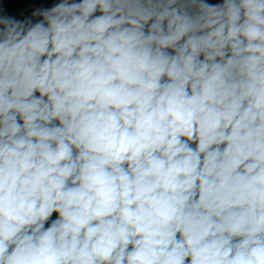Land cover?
I'll return each instance as SVG.
<instances>
[{
    "label": "clouds",
    "instance_id": "1",
    "mask_svg": "<svg viewBox=\"0 0 264 264\" xmlns=\"http://www.w3.org/2000/svg\"><path fill=\"white\" fill-rule=\"evenodd\" d=\"M0 0V264H264V0Z\"/></svg>",
    "mask_w": 264,
    "mask_h": 264
}]
</instances>
